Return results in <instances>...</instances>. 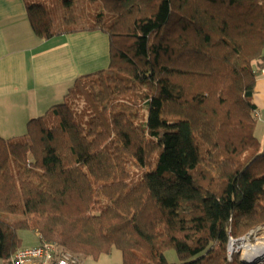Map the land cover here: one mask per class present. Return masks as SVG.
<instances>
[{"label":"trees","instance_id":"1","mask_svg":"<svg viewBox=\"0 0 264 264\" xmlns=\"http://www.w3.org/2000/svg\"><path fill=\"white\" fill-rule=\"evenodd\" d=\"M25 5L39 38L106 34L109 63L69 89L87 118L61 102L23 139L0 136V214L19 216L0 218V264L22 229L80 260L118 249L122 264H246L228 243L264 225V0Z\"/></svg>","mask_w":264,"mask_h":264},{"label":"crops","instance_id":"2","mask_svg":"<svg viewBox=\"0 0 264 264\" xmlns=\"http://www.w3.org/2000/svg\"><path fill=\"white\" fill-rule=\"evenodd\" d=\"M108 63L109 41L103 32L80 31L42 39L29 24L25 0H0V136L24 135L28 120L61 103L77 77L105 69ZM253 103L258 113L257 133L263 139L264 76L260 73ZM113 251L80 263L122 264L121 253L111 257Z\"/></svg>","mask_w":264,"mask_h":264},{"label":"rangeland","instance_id":"3","mask_svg":"<svg viewBox=\"0 0 264 264\" xmlns=\"http://www.w3.org/2000/svg\"><path fill=\"white\" fill-rule=\"evenodd\" d=\"M31 2H34L35 0H29ZM79 97V98H76ZM83 96L76 95L73 91H67V96H65V99L61 102H69L72 104L73 108L76 110V112L80 115V118L84 120L89 116L88 113H86L84 108H86V102L82 98ZM82 113V114H80ZM45 114V113H44ZM23 135H18L13 138V140H20L23 139ZM0 218L3 220H6L8 222H12L19 218L18 215L15 214H9V213H2L0 214ZM18 235L21 239V246L20 247H25V246H32L35 244H38L39 238L36 235L35 231L32 229H22L18 231ZM235 241L233 243V251H236L239 254V257L242 262H244V259H247V254L252 253L253 247H259L264 243V225L258 226L252 230H250L247 234L240 238H233ZM120 255V251L118 249H114L113 253L111 254V257H115ZM166 259L169 263H177L179 262L177 258V254L175 250L170 249L166 252ZM91 257H82L83 262L89 260ZM80 263V264H81ZM246 263V262H244ZM1 264H8L7 262H2ZM249 264V263H246ZM250 264H264V260L257 261L256 263L251 262Z\"/></svg>","mask_w":264,"mask_h":264},{"label":"built area","instance_id":"4","mask_svg":"<svg viewBox=\"0 0 264 264\" xmlns=\"http://www.w3.org/2000/svg\"><path fill=\"white\" fill-rule=\"evenodd\" d=\"M259 73L264 76V60ZM36 235L38 236L37 233ZM234 241L230 237L228 243L229 256L233 252L232 245ZM244 262L250 264L257 261L252 260L250 255H247V259H244ZM8 264H80V259L75 254L59 249L54 242L39 240L37 245L17 248L10 256Z\"/></svg>","mask_w":264,"mask_h":264},{"label":"bare ground","instance_id":"5","mask_svg":"<svg viewBox=\"0 0 264 264\" xmlns=\"http://www.w3.org/2000/svg\"><path fill=\"white\" fill-rule=\"evenodd\" d=\"M251 249H252V253L251 254L248 253L247 255H250L252 260H256V261L264 260V243L259 247L257 246Z\"/></svg>","mask_w":264,"mask_h":264}]
</instances>
